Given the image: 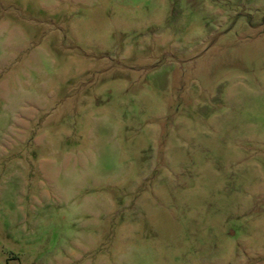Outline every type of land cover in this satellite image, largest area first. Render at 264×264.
Segmentation results:
<instances>
[{
    "label": "rangeland",
    "instance_id": "1",
    "mask_svg": "<svg viewBox=\"0 0 264 264\" xmlns=\"http://www.w3.org/2000/svg\"><path fill=\"white\" fill-rule=\"evenodd\" d=\"M0 264H264V0H0Z\"/></svg>",
    "mask_w": 264,
    "mask_h": 264
}]
</instances>
